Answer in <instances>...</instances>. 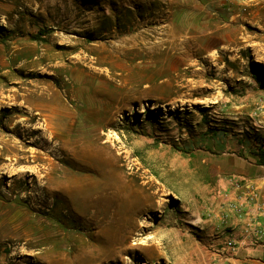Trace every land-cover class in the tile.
<instances>
[{"label":"rangeland","instance_id":"rangeland-1","mask_svg":"<svg viewBox=\"0 0 264 264\" xmlns=\"http://www.w3.org/2000/svg\"><path fill=\"white\" fill-rule=\"evenodd\" d=\"M256 81L264 0H0V264H203V160L260 122L236 107ZM34 94L62 107L55 134L35 130ZM99 179L119 206L153 203L128 210L141 244L118 256L120 215L80 212Z\"/></svg>","mask_w":264,"mask_h":264},{"label":"crops","instance_id":"crops-1","mask_svg":"<svg viewBox=\"0 0 264 264\" xmlns=\"http://www.w3.org/2000/svg\"><path fill=\"white\" fill-rule=\"evenodd\" d=\"M251 85L252 92L236 107L251 116L259 110L262 119L242 127V134L229 133L203 160L211 167L213 206L202 227L212 234V250L203 253V264H264V235L252 244L256 227L264 223V88L262 82ZM230 239L236 243L232 252Z\"/></svg>","mask_w":264,"mask_h":264},{"label":"bare ground","instance_id":"bare-ground-1","mask_svg":"<svg viewBox=\"0 0 264 264\" xmlns=\"http://www.w3.org/2000/svg\"><path fill=\"white\" fill-rule=\"evenodd\" d=\"M155 48V47H154ZM47 69V68H45ZM40 82V81H39ZM35 90V89H34ZM32 91V90H31ZM39 91V90H38ZM53 91V90H52ZM32 94V93H31ZM39 94V93H38ZM42 94V93H41ZM35 95V94H34ZM33 95V96H34ZM46 95V94H45ZM50 95V94H49ZM58 95V93H57ZM51 96V95H50ZM49 96V97H50ZM54 96V95H53ZM28 97V96H27ZM26 98V96L24 97ZM32 98V96H31ZM38 98V99H36ZM28 99V98H27ZM28 101H26L27 103ZM32 104L33 107H31V110H34L36 107L34 105H41L40 107V111L37 110L35 112V114H33L32 117H35L36 115H40L42 117V120L44 121L40 126H37L35 128V130L39 131L40 129H44L45 132L46 131H51L52 133L55 134L56 129H58V127L64 124V122L66 121V117H62L64 111H59L60 107H58V105H55V102L58 103L57 101H55L53 98H50L48 100H44V97L42 95H35V100H30L29 101ZM63 102V101H62ZM61 105V103H60ZM66 106V105H65ZM62 108V107H61ZM64 108V107H63ZM39 109V108H38ZM71 110V108H70ZM33 112V111H32ZM67 112V118L69 117L68 115L71 114L70 111H66ZM65 112V113H66ZM66 116V115H65ZM41 122V121H40ZM53 134V135H54ZM61 134V133H60ZM42 135V134H41ZM9 143V142H8ZM46 143V142H45ZM102 176V175H101ZM68 177V176H67ZM50 178V177H49ZM91 181V180H90ZM124 181V180H123ZM81 182V180H80ZM86 182V181H85ZM84 182V183H85ZM120 182V180H119ZM112 183V182H111ZM110 181L108 182V180H103V179H99L96 181H92V184L94 185V187L92 188V192L89 193L88 195H86L83 198V204L84 207L81 208L80 212L81 215L83 216V218L85 219L86 223L91 225V224H95L97 222H99L101 216L103 215V218H108L107 223L112 225L114 224L113 219L111 218V216H114V214H119V226L118 228H125L127 229V234H124L121 231L122 236H125V238H115L112 241V246L109 247V249L106 251V256H118V254L123 253L124 251L130 250V249H135L137 246H140L141 242L138 241H134L132 243H129V239L132 238L134 231H132L130 229L131 227V223L130 219H133V215L128 217V210L131 209L133 214H136L137 212H139L141 209H151L153 207V203L151 201V198L148 199H140V198H136V199H131L129 198H125L123 200V204L122 205H117L116 201H115V182L114 184H111ZM118 183V182H117ZM122 184V183H121ZM119 184V185H121ZM126 184V183H125ZM87 185V184H86ZM118 186V185H117ZM123 187V186H122ZM45 188V187H44ZM64 188V187H63ZM66 188V186H65ZM120 188V186H119ZM69 189V188H68ZM70 190V189H69ZM71 191V190H70ZM72 192V191H71ZM81 200V199H80ZM120 202V201H119ZM139 203L141 204V208L140 209H136L133 206ZM82 204V205H83ZM120 204V203H119ZM65 206V205H64ZM70 208V207H69ZM156 210V209H155ZM140 214V213H139ZM15 215V214H14ZM19 215V214H18ZM138 215V214H136ZM109 216V217H108ZM14 217V216H13ZM32 217V216H31ZM136 217V216H135ZM28 218V217H26ZM82 218V217H81ZM102 218V219H103ZM115 220V219H114ZM23 221V220H22ZM134 221V219H133ZM42 222V221H41ZM24 223V222H22ZM116 223V222H115ZM134 224V223H133ZM23 226V225H22ZM134 226V225H133ZM130 229V230H129ZM135 229V228H134ZM123 230V229H122ZM153 238V237H152ZM139 240V238H138ZM152 242L151 240H148V247L152 246ZM157 244V243H156ZM32 246V245H31ZM18 249V248H17ZM101 255H103V252H101ZM41 257V256H40ZM147 264H148V260H146Z\"/></svg>","mask_w":264,"mask_h":264},{"label":"built area","instance_id":"built-area-1","mask_svg":"<svg viewBox=\"0 0 264 264\" xmlns=\"http://www.w3.org/2000/svg\"><path fill=\"white\" fill-rule=\"evenodd\" d=\"M264 235V223L259 224L255 229V235L252 238V244L260 243L261 237ZM227 245L230 248V252L234 251L236 248V243L232 239L228 240Z\"/></svg>","mask_w":264,"mask_h":264},{"label":"trees","instance_id":"trees-1","mask_svg":"<svg viewBox=\"0 0 264 264\" xmlns=\"http://www.w3.org/2000/svg\"><path fill=\"white\" fill-rule=\"evenodd\" d=\"M262 155H264V154H262ZM262 161H264V160H262Z\"/></svg>","mask_w":264,"mask_h":264}]
</instances>
